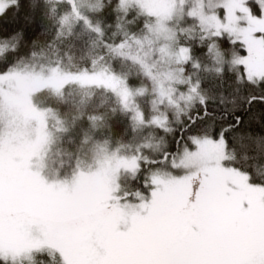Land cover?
I'll return each mask as SVG.
<instances>
[{"label": "snow or ice", "instance_id": "snow-or-ice-1", "mask_svg": "<svg viewBox=\"0 0 264 264\" xmlns=\"http://www.w3.org/2000/svg\"><path fill=\"white\" fill-rule=\"evenodd\" d=\"M0 264H264V0H0Z\"/></svg>", "mask_w": 264, "mask_h": 264}]
</instances>
